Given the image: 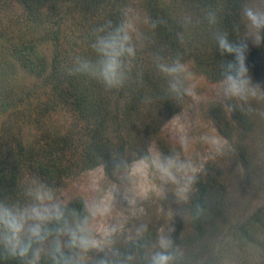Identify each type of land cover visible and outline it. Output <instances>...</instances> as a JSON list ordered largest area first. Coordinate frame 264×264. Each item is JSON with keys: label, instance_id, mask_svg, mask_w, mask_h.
I'll use <instances>...</instances> for the list:
<instances>
[{"label": "rangeland", "instance_id": "obj_1", "mask_svg": "<svg viewBox=\"0 0 264 264\" xmlns=\"http://www.w3.org/2000/svg\"><path fill=\"white\" fill-rule=\"evenodd\" d=\"M164 2L170 9V25L181 24L182 29L194 36L199 33L200 28L201 34L204 31L205 35L195 41L200 44L198 56H212L210 36L217 25H209L207 16L210 11L223 12L225 0H207L201 6L186 0ZM205 4L209 9L207 12ZM59 6L58 3L57 7ZM40 7L42 16L35 19L27 16L16 1L0 0V154H19L21 140L33 145L34 140L42 142V135L46 138L45 135L71 125L67 113L57 115L49 107L50 89L48 79H45L51 73L49 60L55 45L48 33L50 26L45 23L60 26L65 19L58 12L49 11L51 15L48 14V4ZM126 18L132 20L142 37H147L146 40L142 38L141 41H136L137 49L142 53L144 51L151 60L150 65H154L152 56L158 51L144 0H130ZM145 21L149 23L146 24ZM68 30L63 45L66 50L73 51L71 44L80 46L82 42L80 38L72 42L76 32L71 25ZM242 30L244 38V26ZM261 38L259 45L250 37L246 40L248 48L245 56L247 64H251L248 69L253 81L264 87V30H261ZM22 48L33 49L44 59L45 76L35 78L22 66L16 54ZM80 52L81 47H76L74 53L79 55ZM186 56L183 63L192 73L189 83L197 95L195 98H185L181 109L164 121L158 135L170 145V155L179 153L182 159L191 160L197 171L202 166L205 172L208 169L213 170V173L219 170L222 172L221 180L228 191L226 198L231 207L220 227L230 229L234 226L232 224L243 222L258 208H264V115L253 112L257 125L249 141L254 154H259L263 162L260 163L253 182L248 184L244 169L239 163L236 144L223 138L211 119V113L215 109L223 110L226 115L230 114V109L223 107L227 102L218 92V82L223 76L219 74L215 79L208 77L194 60ZM243 106L248 108V105ZM252 107L264 111V103L252 102ZM36 115L39 116L38 119ZM147 116L142 114L139 122L145 123ZM137 127L135 118L132 125L123 123L121 126V129L130 128V136L122 134L128 144L145 136L143 130L135 129ZM180 138H186L185 148H181ZM164 157L166 156H162L159 146L150 143L144 158L129 162L115 179L109 178L102 167H96L47 186L55 192L56 199L66 206L79 201L85 208L98 205L102 210L89 219V228L99 247L79 253L82 264H99L101 258H106L109 264H147L145 257L155 250L158 235L161 231L169 233L170 229L171 239L180 251L177 264H191V256L194 257L198 249H180L179 242H184L192 234L189 206L195 186L187 200L181 199L178 189L186 183L188 175L177 173L176 183L163 178L155 168L154 161ZM202 173L198 171L197 176ZM24 197L23 202L26 200V204L29 198L26 194ZM143 225L147 226V231L138 235L137 231ZM112 229L115 232L110 234ZM261 236V240L256 239L257 243L255 241L253 245H243L240 240L232 244L230 240H225L224 249L229 251L233 248V252L230 250L232 254H226L224 249H220V254L210 260L211 264H264L261 257L263 252L259 247L261 242L264 244V231ZM220 238L215 237V243L218 242L217 239L222 240ZM109 240L112 241L111 244L108 243ZM202 255L198 251V261L208 259L207 254Z\"/></svg>", "mask_w": 264, "mask_h": 264}, {"label": "trees", "instance_id": "obj_2", "mask_svg": "<svg viewBox=\"0 0 264 264\" xmlns=\"http://www.w3.org/2000/svg\"><path fill=\"white\" fill-rule=\"evenodd\" d=\"M14 1L21 5L29 17L36 19L42 16L40 6L48 4L50 7L48 14L51 15L49 11L58 12L65 19L60 26L45 23L50 26L48 33L55 44L49 60L51 73L45 79H48L47 84L50 89L49 107L57 115L67 113L71 125L64 130L59 129L45 135L46 138L42 135V142L34 140L33 145L21 140L19 154H0V201L24 205L26 200L24 202L23 200L30 181H39L49 186L56 181L96 167H102L109 178L115 179L129 162L144 158L150 143L159 146L162 156H170L172 149L159 138L158 131L168 117L181 109L182 103L178 104L165 95L166 81L156 73L155 66L150 65L151 60L144 51L142 53L137 49L133 79L119 89L106 90L94 79L69 75L67 72L72 58L78 55L74 53L76 47H81L79 56L95 58L90 47L94 39V30L107 21L116 24L126 18V9L130 0ZM204 1L207 0H186L193 4L199 3V6ZM58 3L59 7H57ZM241 3L242 0H225L223 12L219 10L215 12L219 17L217 27L226 31L229 40L233 43L242 38ZM144 7L149 21L156 22V27L152 30L153 40L161 56L173 57L179 52L183 62L187 54L186 57L194 60L200 70L212 79L219 74L223 76L224 66L228 62H234V56L221 54L216 48L213 34L210 36L212 56L209 54L206 58L203 55L199 57L200 44L195 41L203 38L205 32L201 34L199 28V33L194 36L182 29L181 24L170 25V9L164 0H144ZM208 10L207 8L206 12ZM70 25L76 32L72 42L78 38L82 42L80 46L71 44L73 51L66 50L64 48L66 46L63 45ZM177 34L183 35L185 41L183 45L179 43ZM16 54L22 66L33 77L45 76L44 59L40 58L33 49L22 48L16 51ZM246 65L248 67L251 64H247L246 61ZM137 73H140L139 77ZM146 97L149 102H145ZM246 109L247 107L244 106L237 107L236 102L233 101L229 115L221 109H215L211 113V119L220 135L236 144L239 163L244 169L248 184H251L263 158L259 154H254L252 150L249 139L256 128L257 118L253 113H247ZM144 113L148 115V119L141 124L139 121ZM35 117L38 119L39 116ZM134 118L138 123L135 129L143 130L145 136L128 144L122 134L130 136V128L121 129V126L123 123L132 125ZM221 174L220 170L213 173V170L208 169L207 172L204 171L197 176L195 192L189 206L192 234L184 242H179V247L180 249L196 247L195 249L203 254L202 257L207 254L208 259L198 261V251H196L194 257L191 256V264L195 262L211 264L210 260L220 254L219 250L224 249V242L227 239L232 244L240 240L243 245H253L255 241L257 243L256 239L261 240L264 231V208H258L245 221L232 224L234 226L231 225V230L220 227L231 207L226 198L228 191L221 180ZM194 205H199L202 211L199 213L194 211ZM67 209L75 210L80 216L86 214V208L79 201L67 205ZM215 237L222 239H217V245H215ZM66 239V237L61 238L62 241ZM259 247L263 252L261 257L264 259V244L261 242ZM230 250L224 249V252L227 254ZM0 264H22V262L0 258ZM40 264H51V261L43 256Z\"/></svg>", "mask_w": 264, "mask_h": 264}, {"label": "clouds", "instance_id": "obj_3", "mask_svg": "<svg viewBox=\"0 0 264 264\" xmlns=\"http://www.w3.org/2000/svg\"><path fill=\"white\" fill-rule=\"evenodd\" d=\"M240 17L245 36L238 42H231L228 33L218 27L213 32L216 48L220 53L235 58L234 62H228L224 66L223 78L218 82V92L227 102L223 105L225 109H232L231 102L234 101L240 108L248 105L246 112L249 114L256 112L264 115V111L252 107V102L264 103V87L253 81L245 56L248 48L246 40L249 37L256 45L261 42L264 0H242ZM207 21L212 26L219 23L214 11L208 13ZM150 27L154 29L156 22H151ZM93 35L90 47L95 58L79 55L73 57L71 66L67 69L68 74L94 79L106 90L123 87L133 79L136 41H141L142 38L146 40L147 37L141 36L137 26L129 18L116 24L107 21L96 28ZM177 39L181 45L185 43L183 35L177 34ZM152 59L156 73L166 81L164 93L168 98L178 104L186 97L195 98L197 93L189 83L192 73L182 62L179 52L173 57L154 53ZM139 76L140 73H137V77ZM145 102H149L147 97ZM179 143L181 148H185L186 138H180ZM154 166L163 178L172 183H176L177 173L188 175L186 183L178 189L183 200H187L194 190L198 171H204L202 166L197 171L192 161L182 159L179 153L154 161ZM26 195L29 202L24 205L0 201V258L20 261L22 264H40L41 258L46 256L51 264H82L79 253L99 247L89 228L90 217L102 211L98 205L87 206L86 214L80 216L75 210L67 209L64 202L58 201L51 188L35 180L27 187ZM193 208L197 213L202 211L199 205H194ZM145 231L147 226L143 225L137 234ZM171 231H161L158 235L155 250L145 257L147 264H177L180 251L171 239ZM111 232H115V229L110 230V234ZM62 237L67 239L62 241ZM108 243L111 244L112 241L109 240ZM99 264H109V261L101 258Z\"/></svg>", "mask_w": 264, "mask_h": 264}]
</instances>
